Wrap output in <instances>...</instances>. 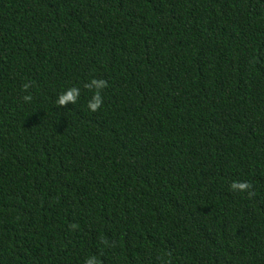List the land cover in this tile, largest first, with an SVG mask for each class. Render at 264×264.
Segmentation results:
<instances>
[{
	"label": "trees",
	"instance_id": "16d2710c",
	"mask_svg": "<svg viewBox=\"0 0 264 264\" xmlns=\"http://www.w3.org/2000/svg\"><path fill=\"white\" fill-rule=\"evenodd\" d=\"M0 264H264V0H0Z\"/></svg>",
	"mask_w": 264,
	"mask_h": 264
}]
</instances>
